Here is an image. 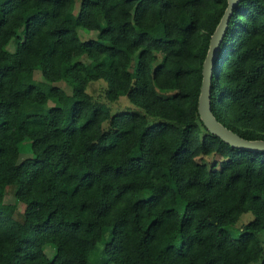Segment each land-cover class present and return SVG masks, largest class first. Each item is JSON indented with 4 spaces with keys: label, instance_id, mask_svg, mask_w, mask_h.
<instances>
[{
    "label": "trees",
    "instance_id": "trees-1",
    "mask_svg": "<svg viewBox=\"0 0 264 264\" xmlns=\"http://www.w3.org/2000/svg\"><path fill=\"white\" fill-rule=\"evenodd\" d=\"M225 5L0 0V264H91L97 250V264H264V151L230 147L196 111ZM119 96L142 112L111 114ZM209 103L222 125L264 140V0L233 8ZM25 140L31 156L18 161Z\"/></svg>",
    "mask_w": 264,
    "mask_h": 264
},
{
    "label": "water",
    "instance_id": "water-1",
    "mask_svg": "<svg viewBox=\"0 0 264 264\" xmlns=\"http://www.w3.org/2000/svg\"><path fill=\"white\" fill-rule=\"evenodd\" d=\"M239 0H226L225 8L208 40V47L201 63V79L197 97L196 111L203 127L232 148L252 152L264 151L263 139H244L222 125L210 111V81L212 68L219 44L225 33L228 19Z\"/></svg>",
    "mask_w": 264,
    "mask_h": 264
},
{
    "label": "rangeland",
    "instance_id": "rangeland-1",
    "mask_svg": "<svg viewBox=\"0 0 264 264\" xmlns=\"http://www.w3.org/2000/svg\"><path fill=\"white\" fill-rule=\"evenodd\" d=\"M77 15H78V5L76 4L73 9V20L75 24H77ZM77 35L79 39L84 40L88 38H94L96 35V32L95 31H84L77 27ZM13 47L14 45L12 41H10L6 46V48L9 51H12ZM81 59L87 64L88 68L91 66L90 62L85 57L82 56ZM152 63H153L152 53H150L148 54V65L151 66ZM34 79L40 80V77L37 73H34ZM52 84L57 85L58 87L62 88L67 94L70 93L69 87L63 81H57ZM103 87H104V82L102 80L92 81L87 85L86 91L93 96H98L101 93ZM42 88H46V86L42 85ZM159 94H165V93L159 92ZM48 104H50V102ZM108 110L111 114L116 113V112H121V111H130V112L140 113L142 112V107L138 103L134 102L129 96H119L117 100H115L114 102L108 105ZM103 127L104 128L106 127L105 123L103 124ZM19 146L20 148H19V154H18V161L31 156L29 152V141L25 140L21 142ZM214 159L217 160V158L214 157L213 155H204V156L197 157V160L207 163V164L211 163ZM11 201H12V196L10 195V193H7L4 197V202L10 203ZM250 219H251L250 213L247 212V213L241 214L233 225L227 227L228 235L233 238L236 237L240 231L241 226ZM173 243H176V241H174ZM97 248H101V245L98 244ZM43 251L47 255V257H50L53 253V249L48 246H45L43 248ZM98 254H99V250H97L90 257L91 264H97L95 261H93V259L98 258Z\"/></svg>",
    "mask_w": 264,
    "mask_h": 264
}]
</instances>
